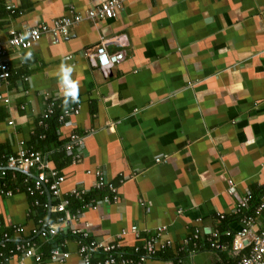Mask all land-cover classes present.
Returning <instances> with one entry per match:
<instances>
[{
    "label": "crops",
    "instance_id": "1",
    "mask_svg": "<svg viewBox=\"0 0 264 264\" xmlns=\"http://www.w3.org/2000/svg\"><path fill=\"white\" fill-rule=\"evenodd\" d=\"M103 1L0 0V39L10 28L50 23L71 7L85 12ZM100 37L111 39L108 52L125 54L106 70L85 54ZM6 48L12 74L0 83L9 98L0 102V170L4 154L23 146L42 152L65 179L59 198L48 190L38 196L53 206L75 187L99 199L95 176L86 170L100 168L119 198L73 220L92 238L109 241L134 224L138 236L122 240V249L131 251L164 225L162 238L170 244L144 264H178V258L183 264H237L246 248L217 250L203 234L194 247L191 236L196 228L239 229L234 208L247 190L264 199V0H123L115 17L84 19L68 35H44L27 50ZM71 94L79 112L68 125L50 115L45 120L52 138L39 140L44 98L70 104ZM72 131L86 132L76 163L61 149ZM16 174L24 176L7 171L12 181ZM14 185L23 179L8 187ZM75 199L69 198L71 215L82 204ZM31 202L23 188L0 194V251H7L0 264H79L75 237L61 233L49 241L33 233L58 214L46 208L39 215ZM263 226L264 212L254 229ZM18 240H30L42 262L8 257ZM58 243L69 251L63 262L49 256Z\"/></svg>",
    "mask_w": 264,
    "mask_h": 264
},
{
    "label": "built area",
    "instance_id": "2",
    "mask_svg": "<svg viewBox=\"0 0 264 264\" xmlns=\"http://www.w3.org/2000/svg\"><path fill=\"white\" fill-rule=\"evenodd\" d=\"M123 0H105L99 5L87 9L85 12L75 11L71 7L67 14L53 19L50 23L41 22L34 26H29L23 29L10 28L7 31L5 40L0 39V83L5 82L12 74V70L7 57L6 46L16 48L18 50L29 49L33 42L39 40L42 36L50 34L52 36H66L69 33L70 27L79 24L84 19H108L115 17ZM13 6L7 4L6 8L11 9ZM114 36L112 40L116 39ZM111 39L100 37L99 44L94 50L86 51L85 54L89 59L103 70L110 69L118 62L122 61L125 54L123 50H118L113 53L106 49L107 43ZM119 42V41H118ZM121 44V43H120ZM72 102L70 104L61 101L57 97L46 96L45 108L43 110V119L39 122L43 130L48 128L47 119L55 113L58 123L70 124L68 118L76 115L79 112L78 97L76 94H71ZM0 102L8 103L9 98L0 92ZM12 124L11 120H8ZM86 133V132H85ZM85 133L72 131L68 139L62 144V151L68 156L71 163H76L80 160L85 149ZM44 133L40 132L39 138H44ZM2 168L0 170V194L7 196L14 192L24 189L31 197L32 208L41 204L38 196L48 190L52 196L59 198L61 195V184L64 182V176L55 168L50 167L42 152L31 147H21L15 152L3 155ZM159 160V158H157ZM264 164V162H263ZM8 169H16L24 172L23 185H14L9 188L6 181ZM36 170L34 176H30V170ZM87 173H93L95 176L94 187L96 191L102 192L99 199L93 197L86 198L87 191L82 188H72L69 190L66 197L58 199L52 206L48 203H43L45 208L58 214L54 221H47L44 227L33 229V233L37 234L46 240H52L58 234H70L75 237L78 246L77 253L79 256V264H144L148 259L154 258L159 250L166 248L170 241L163 239V231L166 229L164 225L156 227L154 234L145 240L141 246H134L131 251L122 249L123 238L131 233L138 236V227L134 224L121 228L112 240H96L91 237L89 231L85 227H77L73 220L76 216H81L88 209H95L101 203L116 202L118 200L117 186L106 178L105 173L100 168L87 169ZM122 181V179L120 180ZM228 191H232L233 181L228 180ZM264 188V183L261 184ZM69 196V197H68ZM74 197L82 200V204L78 209L77 214H70L67 211L69 198ZM252 192L247 190L241 197L234 208L236 215L241 222V227L237 230L208 228L205 231L196 228L191 236L194 247L203 234L208 245L217 250H231L235 253L246 248L240 254L237 264H264V226L261 229H254L257 218L264 212V199L253 204L250 211ZM221 218L223 215H220ZM15 232H21L23 228L19 225H13ZM1 229V221H0ZM3 237H8L7 232H3ZM223 238H226L223 239ZM228 239V241H227ZM63 243L52 245L49 251L51 259L63 262L69 257V251L65 250ZM3 253L0 252V256ZM18 257L23 262L26 258H32L41 263L43 254L35 250L33 243L30 240H18L13 248L10 249L8 257ZM178 264H183L180 258L177 259Z\"/></svg>",
    "mask_w": 264,
    "mask_h": 264
},
{
    "label": "trees",
    "instance_id": "3",
    "mask_svg": "<svg viewBox=\"0 0 264 264\" xmlns=\"http://www.w3.org/2000/svg\"><path fill=\"white\" fill-rule=\"evenodd\" d=\"M49 128V127H48ZM46 129V130H43V129H41V131L40 132H43L44 133V138H42V141H45V142H48V138H52V130L49 128V129ZM39 132V133H40ZM39 133H38V135H39ZM55 138V137H54ZM39 140H41V138L39 139ZM69 159V158H68ZM3 163V162H2ZM11 177L9 176V175H6V181H7V185L8 184H14V183H18L20 180H22L23 179V175H22V177H21V175H20V177H19V175H15V177H14V180L12 181V179H10ZM260 188H262V187H260ZM262 189H264V188H262ZM264 191V190H263ZM252 195H253V198L251 199V202L253 201L255 204L257 203V202H259L260 201V197L259 196H255L253 193H252ZM40 200V199H39ZM42 200V201H41ZM40 200V202H41V204L40 205H38L37 207H34L35 208V211L40 215H42V216H44V214H45V211H46V208L43 206V203H47L46 201H45V199L43 198V199H41ZM75 200H78L77 198L75 199ZM81 200V199H80ZM81 203V202H80ZM80 208V207H79ZM78 208V209H79ZM73 210H75V209H73ZM8 243V242H7ZM9 243H11V242H9ZM0 252H2L3 253V256H0L1 258L3 257H5L6 256V253H7V251L6 252H3V251H0ZM162 254V250H159L158 252H157V254H160V253Z\"/></svg>",
    "mask_w": 264,
    "mask_h": 264
},
{
    "label": "water",
    "instance_id": "4",
    "mask_svg": "<svg viewBox=\"0 0 264 264\" xmlns=\"http://www.w3.org/2000/svg\"><path fill=\"white\" fill-rule=\"evenodd\" d=\"M48 194H50V192L48 191ZM48 221V217L46 218L43 227L45 226L46 222Z\"/></svg>",
    "mask_w": 264,
    "mask_h": 264
}]
</instances>
